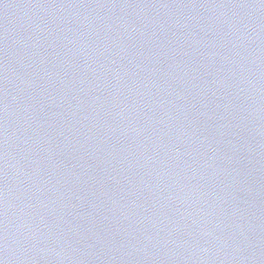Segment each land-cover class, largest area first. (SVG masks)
<instances>
[{"label": "water", "instance_id": "1", "mask_svg": "<svg viewBox=\"0 0 264 264\" xmlns=\"http://www.w3.org/2000/svg\"><path fill=\"white\" fill-rule=\"evenodd\" d=\"M0 264H264V0H0Z\"/></svg>", "mask_w": 264, "mask_h": 264}]
</instances>
